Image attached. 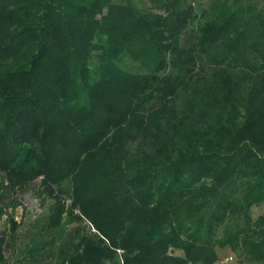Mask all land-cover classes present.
<instances>
[{
    "label": "trees",
    "instance_id": "1",
    "mask_svg": "<svg viewBox=\"0 0 264 264\" xmlns=\"http://www.w3.org/2000/svg\"><path fill=\"white\" fill-rule=\"evenodd\" d=\"M196 2L0 0V220L40 180L35 262L264 264V0Z\"/></svg>",
    "mask_w": 264,
    "mask_h": 264
},
{
    "label": "rangeland",
    "instance_id": "2",
    "mask_svg": "<svg viewBox=\"0 0 264 264\" xmlns=\"http://www.w3.org/2000/svg\"><path fill=\"white\" fill-rule=\"evenodd\" d=\"M250 0H197L195 5L199 9H212V7L218 2H226L231 5H235L240 2H248ZM260 3V7H262ZM121 68L128 72L146 74L145 70L140 64L133 62L128 57H122L119 62ZM40 180H37L30 184L29 187L24 190H19L16 193L15 198L21 202V206L16 209L15 221L18 228L13 230V224L8 219V216L0 220V236L6 238L5 254L11 264H57V261L52 257H45L38 259L39 262H35L33 258L27 255L26 248L31 244V240L35 238V235L40 230L39 227L44 222L45 217L48 215L51 205L54 200L46 198L42 201L37 192L39 190ZM67 204L70 201H67ZM11 213V211H10ZM264 215V203L258 207L252 209V218L257 220L260 216ZM80 226L82 229H89L90 226L85 222H76L75 224L68 225V231L76 229ZM219 254L222 258L217 264H258L251 261L246 256H242L239 253H234L230 249L219 250ZM233 257L232 261H229V257Z\"/></svg>",
    "mask_w": 264,
    "mask_h": 264
},
{
    "label": "built area",
    "instance_id": "3",
    "mask_svg": "<svg viewBox=\"0 0 264 264\" xmlns=\"http://www.w3.org/2000/svg\"><path fill=\"white\" fill-rule=\"evenodd\" d=\"M228 260H229V261H232V260H233V257H229Z\"/></svg>",
    "mask_w": 264,
    "mask_h": 264
}]
</instances>
